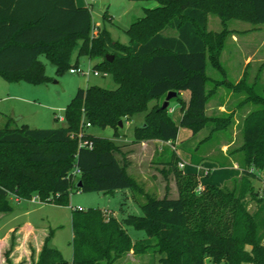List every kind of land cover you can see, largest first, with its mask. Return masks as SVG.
I'll return each instance as SVG.
<instances>
[{"label": "trees", "instance_id": "trees-1", "mask_svg": "<svg viewBox=\"0 0 264 264\" xmlns=\"http://www.w3.org/2000/svg\"><path fill=\"white\" fill-rule=\"evenodd\" d=\"M129 1L156 7H142L143 15L125 31L128 44L122 45L104 29L90 35V10L76 7L74 0H0V77L5 81L46 82L40 56L54 66L56 75L76 68L69 66L68 55L80 41L77 57L98 60L93 70L108 73L116 83L114 90L78 89L64 109L62 128H0V213L12 209L8 194L66 205L72 192L112 195L129 190L142 199L140 215L117 220L106 210H73L71 262L50 245L49 231L32 264H114L129 252H152L159 264H264V187L256 192L251 181L252 170L264 168V98H255V110L244 120L237 150L242 153L241 173L230 189L209 184L196 193V175L178 170L171 152L165 164L177 197L153 198L128 175L126 156L113 141L125 120L142 114L132 143L154 139L174 144L178 126L170 119L168 105L148 104L170 92L180 104L179 126L191 135L179 144L181 149L203 128L208 133L222 130L226 120L221 126L220 118L206 117L207 100L217 88L207 89L206 66L210 61L214 70L224 73L219 58L232 34L227 21L264 24V0ZM207 14L222 23L221 31L207 29ZM163 29L172 34H162ZM181 92H188L186 102L179 98ZM85 123L109 128L113 139L87 135ZM78 134L92 143L90 149L78 146ZM245 196L255 203L253 212L247 210ZM125 226L143 231L146 238L132 241ZM12 247L11 238L0 251L3 264H11Z\"/></svg>", "mask_w": 264, "mask_h": 264}, {"label": "rangeland", "instance_id": "rangeland-1", "mask_svg": "<svg viewBox=\"0 0 264 264\" xmlns=\"http://www.w3.org/2000/svg\"><path fill=\"white\" fill-rule=\"evenodd\" d=\"M75 2L90 10L92 27L90 35L97 29H104L112 40L122 45L128 44L125 31L133 21L143 15L142 7L152 4L129 0H75ZM206 22L207 29L210 31L219 32L223 28L217 17L211 14H207ZM226 29L232 34L234 33L233 37L237 38V42L232 41L233 38L229 37L230 34L222 46L219 60L225 74L214 70L210 61L206 66V73L209 77L206 84L207 89L211 90L214 87L219 89L216 100L225 110L221 114L212 110L214 101L209 97L207 100L209 110L206 112V117L220 118L221 126L225 122L224 120L227 122L224 123L223 129L220 131L208 133V128L199 130L194 139L181 149L179 144L189 140L190 131L179 126L180 104L174 99L168 100V109L173 111L169 112L170 119L178 126V145L171 143L165 145L154 139L147 140L150 141L151 163L146 167L145 162H142L143 174L136 171L143 181L138 184L144 192L153 198L160 199L163 195L172 199L177 197L173 174L165 164L171 152L176 155L175 167L178 170H181L182 173H185L183 170L196 172L198 182L195 188L196 193L204 185L209 184L226 186L230 189L233 185L232 180L239 178L242 153L237 150L242 143L243 123L246 116L255 110V98H264V24L252 25L247 22L230 20L226 23ZM161 33L172 34L167 29H163ZM79 45L80 41H76L72 45L68 63L69 66L75 65L76 69L81 72L70 74L66 69L60 75H56L54 66L43 56H40L39 60L44 64L46 82L42 84H30L23 81L8 83L0 77V128L5 125L11 129L22 125L31 129L62 128L65 126L64 109L78 89L90 86L104 90L116 88V83L108 73H100L97 76L92 74V69L99 62L98 60L77 57ZM86 71H90L89 74L84 73ZM164 98L150 101L149 107L159 106ZM179 98L184 102L187 101L188 93L182 92ZM142 117L143 115L139 114L128 119L129 122L123 123V127L119 130V136L128 139L123 142H117V138L113 139L112 131L109 128L88 127L84 129V132L93 137L113 139L119 145L120 152L126 156L129 152L127 148L147 142L132 143L131 140L133 129L138 126L136 120ZM134 149L137 151L136 147ZM190 154L194 156L192 157L196 162L194 165L205 164L202 165V169L188 167L187 161L183 157H187L191 164ZM179 163H185L183 169L178 166ZM206 172H208V176H206ZM252 173L254 177L251 181L254 190L261 191L264 187V168L253 169ZM13 198L11 194H8L13 211L0 215V239L6 235L10 228L14 229L18 225L23 226L25 221L29 220V223L37 230V235L43 231L47 235L51 231L50 245L68 263L72 258L71 212L76 207L83 211L87 209L106 210V214L111 212L113 217L120 220L127 214L140 215L139 204L142 202L139 196H132L129 190L116 191L112 195L101 192H72L68 196L66 205L19 199V208H23V211L21 209L20 212L17 210L18 206ZM245 202L247 210L253 212L255 203L248 196H245ZM24 211H30L28 217L20 214ZM125 230L132 241L146 238L145 233L141 230H134L127 226H125ZM11 238H14L13 234L8 238L7 246ZM0 251H4V249ZM158 258L159 256L152 252L143 255H133L129 252L121 256L114 264H159L157 263ZM29 261L32 264V257L29 258Z\"/></svg>", "mask_w": 264, "mask_h": 264}, {"label": "crops", "instance_id": "crops-1", "mask_svg": "<svg viewBox=\"0 0 264 264\" xmlns=\"http://www.w3.org/2000/svg\"><path fill=\"white\" fill-rule=\"evenodd\" d=\"M74 4H75L76 7H85L83 5L77 4L75 2V0H74ZM146 7L153 8V7H156V4L155 3L148 4ZM212 32H214V31H212ZM233 36H234V33L231 34L229 37L233 38L232 41L237 42V38H235ZM219 62H220V60H219ZM221 67H222V70H224L222 64H221ZM224 74H225V71H224ZM218 91H219V89L216 88L213 91V93H212V95L210 97L211 100L214 101V105L211 107V109L216 111L217 113L221 114L225 109L216 100V95H217ZM179 95H182V92ZM207 107H208V103L206 105L205 113L207 112V110H209V108H207ZM170 112L172 113L173 111L171 110ZM127 122H129V121L125 120L124 123H127ZM136 122L138 123V126L141 125L142 124V118H138L136 120ZM126 140H128V139L119 137V138H117L116 141L117 142H123V141H126ZM160 142L162 144H165V145L169 144V142H163V141H160ZM174 144L178 145L177 138H176V141H175ZM135 147L137 148V151L134 149ZM142 148H144V150H142ZM127 149H128L129 152L126 155V159H127V162H128V164H127L128 166H127L126 171H127L128 175H130L137 183L141 184L140 181L141 182H143V181H142V178L139 176V173L143 174V172H142L143 171L142 170V165H143L142 162L143 161L145 162L146 167H148L149 163H151L150 141H147L146 143H140V144H137V145H134V146H130ZM183 158L187 161L188 167H190V168L196 167V168L202 169L201 168L202 165H205L204 163L200 164V165H194V164L192 165V164H190L188 162L187 157H183ZM184 164L185 163H183L182 166H181L182 169L184 168L183 167ZM209 164H211V163H209ZM212 166H214V165H212ZM214 167H216V166H214ZM216 168H218V167H216ZM233 169L238 170L237 168H234V167H233ZM137 170L139 171V173L136 172ZM183 172L196 174V172H193L191 170H187V171L183 170ZM206 173H208V172H206ZM238 177H240V174H239ZM118 191H120V190H118ZM125 198H127V196H125ZM13 199L16 201V204L18 206L17 210H19L21 212V209H22V211H23L22 207L19 208L20 200L15 199V198H13ZM12 211H13V208L11 209V211L9 213H11ZM9 213H0V215H5V214H9ZM29 213H30V211H24V212H22L20 214H24L26 217H28ZM127 215H129V214H127ZM123 218H125V217L120 218V220L123 219ZM12 234H13V237H14L13 238V248H12V251H11V253L9 255V260H10L11 264H31V262L29 261V258H31V257H32V261L35 262L36 259H37L38 254H39V251L41 249V246L43 244L44 238L47 236L45 234V231H43L41 234L37 235V230L29 223V220H26L23 226L18 225L14 229L10 228L7 231L6 235H4L0 239V247L2 246L0 248V250L1 249H5L7 247L8 238L10 236H12ZM0 264H3V260L2 259H0ZM206 264H208L207 261H206Z\"/></svg>", "mask_w": 264, "mask_h": 264}, {"label": "built area", "instance_id": "built-area-1", "mask_svg": "<svg viewBox=\"0 0 264 264\" xmlns=\"http://www.w3.org/2000/svg\"><path fill=\"white\" fill-rule=\"evenodd\" d=\"M68 72H69L70 74H75V73L81 72V70H77L76 68H71V69L68 70ZM89 72H90V71H86V72H84V73L89 74ZM92 74H93L94 76H97V75H99L100 73L97 72V71H94V70L92 69ZM84 126H85V128H88V127H89V124H88V123H85ZM77 138H78V146H79V147H86V148H88V149H90V148L92 147V143H91L89 140H87V139H83L82 136H81V134H78V135H77ZM178 166L181 167V166H182V163H179ZM15 199H16V198H15ZM30 199H31L32 201L37 200V201L39 202V200L37 199L36 196H32ZM75 210H79V211H80L81 209H80L79 207H76Z\"/></svg>", "mask_w": 264, "mask_h": 264}, {"label": "water", "instance_id": "water-1", "mask_svg": "<svg viewBox=\"0 0 264 264\" xmlns=\"http://www.w3.org/2000/svg\"><path fill=\"white\" fill-rule=\"evenodd\" d=\"M105 59L111 61L112 56H108V55H106V56H105ZM174 97H175V93H173V92L168 93V94L165 96L164 101L162 102L161 108H165V107H167V105H168V103H167L168 100L171 99V98H174ZM119 126H121V123H120V122H119ZM80 186H81V182L78 181L77 184H76V187H77V188H80Z\"/></svg>", "mask_w": 264, "mask_h": 264}]
</instances>
